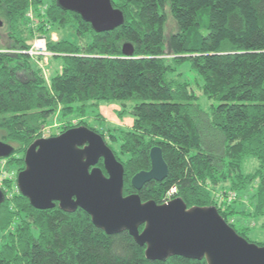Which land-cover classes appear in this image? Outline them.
Returning a JSON list of instances; mask_svg holds the SVG:
<instances>
[{
  "label": "trees",
  "instance_id": "1",
  "mask_svg": "<svg viewBox=\"0 0 264 264\" xmlns=\"http://www.w3.org/2000/svg\"><path fill=\"white\" fill-rule=\"evenodd\" d=\"M50 1L45 12L41 8L47 20L42 19L43 23L57 27L76 18L77 27L76 42L47 43L54 54L51 59L60 61L62 70L46 84L31 66L32 59L13 53L29 49L27 41L35 32L15 31L29 19L30 11L38 23L42 1L0 0V18L8 28L7 47L0 49L4 140L26 152L58 108L67 116L75 112L76 104L131 102L132 129L124 135L122 147L129 154L127 163L113 152L124 169L123 195L136 194L143 203L161 205L164 194L176 187L175 199H181L187 209L215 207L249 242V227L236 230L229 224L227 217L234 211L221 212L209 188L215 191L229 182L231 190L242 192L257 180L253 216L264 215V0H120L119 4L110 0L124 22L100 34L77 14L62 10L56 0ZM168 14L177 32L166 38ZM77 40L86 42L81 49ZM125 44L133 48L132 57L121 54ZM185 64L212 103L207 113L189 91V84L171 77ZM72 128L77 127L63 132ZM154 147L162 152L167 176L135 191L130 181L137 173L150 170L149 152ZM248 158L257 167L244 174L242 166ZM97 166L103 169L101 161ZM11 183L8 178L0 183L4 194L0 264H207L205 259L181 257L149 261L145 247L137 245L126 231L106 235L81 209L68 212L56 205L47 211L36 210L17 189L8 197L14 191Z\"/></svg>",
  "mask_w": 264,
  "mask_h": 264
},
{
  "label": "water",
  "instance_id": "2",
  "mask_svg": "<svg viewBox=\"0 0 264 264\" xmlns=\"http://www.w3.org/2000/svg\"><path fill=\"white\" fill-rule=\"evenodd\" d=\"M64 11L77 14L98 34L113 31L124 22L110 0H56ZM2 22L0 21V28ZM129 44L122 46L125 58L133 56ZM14 148L0 141V160ZM150 170L134 175L135 191L168 173L160 148L149 152ZM102 162L103 169L97 165ZM24 169L16 187L31 207L39 211L59 209L84 211L92 224L106 235L126 231L149 261L169 257L205 259L207 264H264V246L240 237L215 207L191 208L179 198L157 205L143 203L136 194L124 196V169L102 137L87 127L69 129L58 136L34 141L24 154ZM4 194L0 189V206ZM140 228L142 230L140 231Z\"/></svg>",
  "mask_w": 264,
  "mask_h": 264
},
{
  "label": "rangeland",
  "instance_id": "3",
  "mask_svg": "<svg viewBox=\"0 0 264 264\" xmlns=\"http://www.w3.org/2000/svg\"><path fill=\"white\" fill-rule=\"evenodd\" d=\"M40 1H42V4H40L39 6L41 7L38 8V23L35 21V16L32 14V18L24 21L19 26V30L15 32L19 33V31L23 28L35 32L33 38L27 41L29 47L39 41V39H44L46 41V48L47 43H58L62 39L76 42L74 38V30L77 27V19L67 20L69 22L68 24L66 21L65 23L60 22L57 26L58 28L50 26L51 23L49 22L43 23L42 21L45 20L43 19V13L48 9V7H50L51 1ZM113 2L119 4L120 0H113ZM31 9H33V7ZM0 21L3 23V26L0 28V49H5L8 41V28L2 18H0ZM176 32V24L168 14L164 26L165 37L169 38ZM77 42H79L77 44L80 49L86 43L83 40H77ZM47 52L51 54L48 49ZM13 53L19 54L21 51L15 50ZM51 58L52 57H49L47 60L38 59V61H33V59L30 60L31 66L38 70V74L43 78L46 84L47 82H50L54 74H58L62 70V63L55 59L52 60ZM168 58L172 59V57ZM171 77L180 82H187L189 84V91L196 98L201 110L205 113L209 111V107L212 103L208 101L205 96H203L201 92L202 84L200 83L199 78L190 71L188 65L185 64L179 66ZM74 107L75 112L67 116H63L61 108L56 109L47 122L42 125L41 129L36 133V135L39 136L38 139L58 136L69 127L84 126L99 134L105 144L112 150V152H114L116 157L122 163H127L129 154L124 153L122 147L124 135L132 129V103L119 101L89 102L86 105L76 104ZM4 136L5 134L0 130V141L13 147L16 153L9 157L8 160H0V183L5 178L12 179L11 186L14 191L12 194H8V197L12 198L13 194H16L15 190L17 189L15 186L16 181H13L16 175L15 173H19L24 169L23 159L25 150H20L17 145L12 142H6L4 140ZM204 137H206V140L209 141L207 136ZM218 148L219 145L216 146L217 150H219ZM256 167L257 162L252 158H248L242 166V172L244 174L252 173ZM258 183L259 182H257V180H255V182L252 181L251 184L245 186V190L242 192L231 190L229 182H225L218 186L215 191H212L211 188H209V190L216 207H219L221 212L226 211V208L228 210L232 209L230 210L232 212L234 211L231 216L227 217L229 224H232L236 230L242 226L249 227L250 231L247 235V239L253 244L261 245L264 244V215L259 217L253 216V212L255 210L254 195L256 194ZM175 196L176 194L172 196L171 199H175ZM168 197L169 195L166 192L161 199L162 203ZM23 218L25 219L24 215Z\"/></svg>",
  "mask_w": 264,
  "mask_h": 264
},
{
  "label": "built area",
  "instance_id": "4",
  "mask_svg": "<svg viewBox=\"0 0 264 264\" xmlns=\"http://www.w3.org/2000/svg\"><path fill=\"white\" fill-rule=\"evenodd\" d=\"M32 12H28L27 16L30 19L32 16ZM23 54H26L29 58L36 60L39 57L41 59H48L49 57H53L54 54H50L47 52V48H46V41L44 39H39V41H37L35 44H33L32 46L29 47V49L27 51L21 52ZM177 192L176 187H172L168 190L167 194L169 195V197L164 200V202L162 204H166L170 201H172L173 199H171L172 196H174Z\"/></svg>",
  "mask_w": 264,
  "mask_h": 264
},
{
  "label": "crops",
  "instance_id": "5",
  "mask_svg": "<svg viewBox=\"0 0 264 264\" xmlns=\"http://www.w3.org/2000/svg\"><path fill=\"white\" fill-rule=\"evenodd\" d=\"M49 84V82H47ZM246 162V161H245ZM245 162L243 164H245Z\"/></svg>",
  "mask_w": 264,
  "mask_h": 264
}]
</instances>
